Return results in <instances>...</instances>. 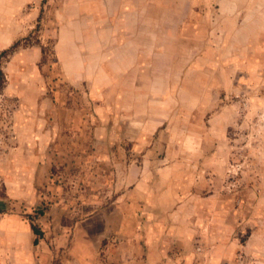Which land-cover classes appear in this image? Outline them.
<instances>
[{
  "label": "rangeland",
  "instance_id": "obj_1",
  "mask_svg": "<svg viewBox=\"0 0 264 264\" xmlns=\"http://www.w3.org/2000/svg\"><path fill=\"white\" fill-rule=\"evenodd\" d=\"M60 2L32 0L24 7V0H0V64L7 76L0 88V264H107L106 244L117 236H102L91 217L123 195L134 204L129 220L140 223L144 246L157 241L171 264H264V0H193V21L206 45L186 85L176 88L186 100L200 95L201 106L175 109L160 131L141 140L119 123L121 130L107 134L99 151L89 145L77 151L81 165L55 164L42 186L43 213L24 199L26 126L42 108L29 78L35 70L39 89L59 103ZM36 7L39 16L24 22ZM34 49L42 52L36 68L24 59ZM86 89L67 86L61 101ZM114 104L106 105L111 117ZM132 159L141 161L137 184L144 195L118 181ZM61 201L67 210L59 225L45 212ZM24 220L43 234L25 232ZM79 232L87 246H77Z\"/></svg>",
  "mask_w": 264,
  "mask_h": 264
},
{
  "label": "crops",
  "instance_id": "obj_2",
  "mask_svg": "<svg viewBox=\"0 0 264 264\" xmlns=\"http://www.w3.org/2000/svg\"><path fill=\"white\" fill-rule=\"evenodd\" d=\"M30 2L24 0V7ZM193 4V0H61L56 16V55L63 86L58 91L62 100L67 86L87 89L84 94L69 97V102L54 103L39 89L35 70L29 78L42 106L34 119L31 115L34 125L26 126L24 147L28 151L24 161V199H31L35 209H42L46 198L42 186L52 178L53 166L81 165L77 151L88 145L99 151L106 145L102 141L108 140L107 134L121 130L119 123H128L132 140H141L142 136L160 131L175 109L201 106L200 95L186 100L184 90L176 88L186 85V75L196 58L200 60L206 45L201 26L193 21ZM38 16V7L33 8L24 13V22ZM41 53L34 49L25 53L24 59L36 68ZM200 68L198 65L193 70ZM110 101L115 103L114 114L107 115L106 122L100 121ZM48 111L52 120L46 119ZM146 158L144 162L150 163L151 158ZM135 161L126 162L127 171L118 174V181L128 183L126 189L133 187V193L144 195L139 189L142 164ZM124 186L122 191H126ZM124 196L111 209L105 211L103 207L102 211L90 212H96L91 217L98 224L94 230L103 228L102 236L111 232L117 236L116 243L110 240L106 244L107 264H171L160 243L148 240L144 246L140 223L129 220L134 204L125 202ZM66 210V203L61 201L51 204L45 213H52L53 223L60 225ZM79 224L74 227L76 234ZM30 229L24 220L25 232L32 234ZM79 235L77 246L87 241L86 235L82 237L84 233ZM58 236L62 239V234Z\"/></svg>",
  "mask_w": 264,
  "mask_h": 264
},
{
  "label": "trees",
  "instance_id": "obj_3",
  "mask_svg": "<svg viewBox=\"0 0 264 264\" xmlns=\"http://www.w3.org/2000/svg\"><path fill=\"white\" fill-rule=\"evenodd\" d=\"M17 44H18V42L15 43L10 49H13ZM6 83H7V76H6V73L4 72V70L2 69L1 64H0V88H4ZM107 115L109 116V114L105 111L104 119L100 118V121L106 122L105 117ZM40 212H43V211L40 210ZM32 229H33L34 233L39 235V236H41L43 234V231L39 227H37L36 225H32ZM37 243H38V239L35 240V244H37Z\"/></svg>",
  "mask_w": 264,
  "mask_h": 264
}]
</instances>
